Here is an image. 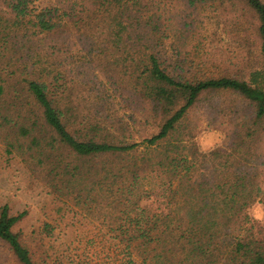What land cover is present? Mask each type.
I'll return each instance as SVG.
<instances>
[{
    "label": "trees",
    "instance_id": "16d2710c",
    "mask_svg": "<svg viewBox=\"0 0 264 264\" xmlns=\"http://www.w3.org/2000/svg\"><path fill=\"white\" fill-rule=\"evenodd\" d=\"M39 1L0 0L10 13L0 11V130L14 137L8 154L28 141L38 160L31 171L42 167L50 194L102 220L128 264H264V237L249 229L248 215L261 193L253 164L264 139V0H235L252 16L261 45L262 69L248 80L190 76L180 61L169 67L157 0ZM47 42L54 56L45 59ZM64 50L121 67L127 94L161 119L158 132L142 143L123 141L107 130L111 121L82 112L59 69ZM27 59L36 79L13 72ZM216 93L240 99L242 108L229 111L239 122L225 144L199 153L174 136L200 98ZM26 216L1 208L0 243L19 264H39L14 232Z\"/></svg>",
    "mask_w": 264,
    "mask_h": 264
},
{
    "label": "rangeland",
    "instance_id": "374dc122",
    "mask_svg": "<svg viewBox=\"0 0 264 264\" xmlns=\"http://www.w3.org/2000/svg\"><path fill=\"white\" fill-rule=\"evenodd\" d=\"M39 2L47 7L58 0ZM157 2V14L162 16L167 36L163 61L169 67L180 61L190 76H229L243 80H248L252 71L262 69L261 45L252 16L237 1L234 0L235 4L225 1L222 5H193L185 0ZM0 11L10 15L1 2ZM52 45L47 42L44 46L45 59L54 56ZM59 56L61 67H58L67 74V84L73 85L69 98L82 112L101 117L106 123L111 121L113 124L107 123V130L123 141L142 143L158 132L161 119L145 115V106L127 94L122 68L112 60L99 61L95 54L88 56L82 51L64 50ZM33 64L29 59L23 60L13 72L22 78L36 79L38 71ZM237 107H241L240 99L229 93L205 95L188 112L174 137L187 148L194 146L199 153H208L227 142L229 133L239 122L234 112L229 111ZM12 117L14 122L18 120L16 115ZM9 134L0 130V210L8 205L13 215L27 212L14 232L30 249L34 261L39 264H128V258L116 247L119 241L108 235L102 220L97 221L93 215L75 207L71 199L61 200L50 194L41 174L42 167L37 172L31 171L30 161L34 164L38 160L31 159L32 153L26 151L28 141H20L23 150L17 155L8 154L7 144L14 141ZM257 147L261 160L253 165L260 175L261 193L248 210L249 229L264 237V139ZM46 225L52 227V233L43 231ZM0 264H19L2 243Z\"/></svg>",
    "mask_w": 264,
    "mask_h": 264
},
{
    "label": "clouds",
    "instance_id": "9594fccd",
    "mask_svg": "<svg viewBox=\"0 0 264 264\" xmlns=\"http://www.w3.org/2000/svg\"><path fill=\"white\" fill-rule=\"evenodd\" d=\"M206 135H211V134L209 133V134H206Z\"/></svg>",
    "mask_w": 264,
    "mask_h": 264
}]
</instances>
